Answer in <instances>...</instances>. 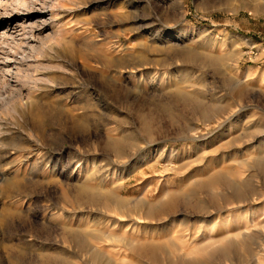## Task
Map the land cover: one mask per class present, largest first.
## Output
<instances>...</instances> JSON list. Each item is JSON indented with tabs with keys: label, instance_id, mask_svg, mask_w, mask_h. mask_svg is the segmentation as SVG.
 <instances>
[{
	"label": "rangeland",
	"instance_id": "1",
	"mask_svg": "<svg viewBox=\"0 0 264 264\" xmlns=\"http://www.w3.org/2000/svg\"><path fill=\"white\" fill-rule=\"evenodd\" d=\"M0 264H264V0H0Z\"/></svg>",
	"mask_w": 264,
	"mask_h": 264
},
{
	"label": "bare ground",
	"instance_id": "2",
	"mask_svg": "<svg viewBox=\"0 0 264 264\" xmlns=\"http://www.w3.org/2000/svg\"><path fill=\"white\" fill-rule=\"evenodd\" d=\"M50 13V12H49ZM50 16H51V18L52 19H54L53 18V16H52V14H50ZM102 46L101 45H99V48H101ZM142 51V50H141ZM144 51V50H143ZM169 52V51H168ZM145 54L146 53H144V52H142V53H140L139 54V58H138V61L135 63V64H132V65H134L133 67L135 68L134 70H136L137 68L136 67H141V66H144V64L146 63L147 64V62H146V56H145ZM85 58L86 57H84V56H82L81 57V59H83V60H85ZM103 57H101V56H99V55H95V56H93V59L94 60H96V62H99V63H101V64H105V63H111L110 61L111 60H109L108 58L107 59H102ZM145 59V60H144ZM187 59V58H186ZM201 61V63H202V65L203 66H205L206 68L208 67V65H210V66H212L214 69H216V70H219L222 66L220 65V61L218 60V59H215V58H201L200 59ZM113 62V61H112ZM149 62V61H148ZM107 65V64H106ZM110 65V64H109ZM228 68V67H227ZM226 68V69H227ZM131 70V69H130ZM133 70V71H134ZM179 90V89H178ZM116 91H118V89H116ZM109 95V94H108ZM190 96V95H189ZM237 96L238 97H241L242 96V91H239L238 90V93H237ZM191 97V96H190ZM190 97H186V96H184V95H178V99H177V101H179L178 103L180 104H182L183 106H185V107H187V106H191V105H198L197 107L199 108L201 105V102L199 101H197V100H195V99H193V98H190ZM195 98V97H194ZM92 104V103H91ZM180 104V105H181ZM90 105V104H89ZM148 106V105H147ZM37 107H38V105H35V109L37 110ZM188 108V107H187ZM198 108H197V110H198ZM85 110V109H84ZM146 110V109H145ZM147 110H149V109H147ZM38 113V112H37ZM149 113H150V115H147V116H145V121H144V127H145V129H144V132L147 134V135H151V134H153L154 133V127L156 126V124H157V121L155 120V119H153V117H152V115H151V110H149ZM39 115H40V113H39ZM63 114L61 113V111L60 110H56V112H55V118L56 119H59V122H61V124H63L62 123V120H60L61 119V117L60 116H62ZM37 116V115H36ZM58 116V117H57ZM42 116H40L39 118H41ZM83 117H86V116H83ZM47 118V117H46ZM54 118V117H53ZM96 118V117H95ZM155 118V117H154ZM81 119H83V118H81ZM34 121H36L35 122V132L39 135L40 133L42 134L43 133V129H42V125L41 124H39V119L38 118H34ZM83 122V121H82ZM86 122V121H85ZM84 122V123H85ZM108 123V122H107ZM107 123H105L106 125H107ZM86 124V123H85ZM87 126V125H86ZM86 126L85 125H83V123H80V124H73L72 126H71V130L69 129V128H67L66 126L65 127H63V130H66L67 131V133L70 135V134H72V133H77V130L78 129H81V131H83L82 132V134L83 133H85V132H87L86 131ZM72 132V133H71ZM81 134V135H82ZM74 135V134H73ZM80 135V136H81ZM85 134H83L82 136H81V139H82V143L84 144V145H87L89 142H90V140H91V138L89 137V136H84ZM42 136H44L43 134H42ZM45 137V136H44ZM43 137V138H44ZM60 137H55V139L56 140H63V139H59ZM130 140V139H129ZM54 144V143H53ZM125 144V141H123V142H121V143H116V142H114V143H106V145L105 146H103V148H104V150H101V151H103L102 153H104V154H110V155H114L115 157H118V158H120V153H121V149L119 148V147H123V145ZM127 146V144L124 146V148ZM102 148V149H103ZM125 153V152H124ZM122 156H124L123 155V153H122ZM122 158V157H121ZM120 158V159H121ZM108 165V167L110 166L109 164H107ZM106 165V166H107ZM108 167L105 169V168H102V171L100 170V171H98V173H101V174H107L106 172H108ZM100 176H102V177H104L103 175H100ZM99 177V176H98ZM103 180H105L104 178H103ZM99 182V181H98ZM100 183H102V181L100 182ZM27 185V184H26ZM25 185V186H26ZM25 186H22L21 184H18V183H11L10 181H6L5 182V186H4V193L5 194H7V192H13V193H16L18 196H24V195H26L27 193H30L29 192V190H31L30 189V187L28 188V187H25ZM31 186V185H30ZM99 186V185H98ZM99 187H101V186H99ZM33 189H34V187H32ZM87 188V187H86ZM2 193V192H1ZM99 193V192H98ZM108 193V192H107ZM110 193V192H109ZM104 194H106V193H104ZM116 194V193H115ZM107 195V194H106ZM117 195V194H116ZM74 196V195H73ZM78 197V199H79V201L80 202H82V203H84L85 205L87 204L88 206H90V205H94L96 202H99V199H98V197L96 196V194L95 193H92L91 191H86V189L84 188H82V190H81V188H80V191H78V195H77ZM103 196H105V195H103ZM109 196V195H108ZM118 196V195H117ZM99 197H101L100 195H99ZM118 197H120V196H118ZM110 198V197H109ZM114 198V197H113ZM102 200V199H101ZM103 200H105V199H103ZM109 200V199H108ZM74 201V200H73ZM107 202V201H106ZM104 203V202H103ZM112 203V202H111ZM122 204V203H121ZM116 205H118V204H116ZM166 207H163L162 208V210L165 212L166 210H171V209H169L170 207L168 206V205H165ZM174 206V205H173ZM172 206V208H174ZM114 207V206H113ZM117 207V206H116ZM168 207V208H167ZM100 208V207H99ZM115 208V207H114ZM123 209V208H122ZM115 210H117V209H115ZM119 210V209H118ZM117 210V211H118ZM9 212V211H8ZM11 212V211H10ZM119 212V211H118ZM8 216V215H7ZM11 217V216H10ZM11 222V221H10ZM8 223V222H7ZM79 239V238H78Z\"/></svg>",
	"mask_w": 264,
	"mask_h": 264
},
{
	"label": "crops",
	"instance_id": "3",
	"mask_svg": "<svg viewBox=\"0 0 264 264\" xmlns=\"http://www.w3.org/2000/svg\"><path fill=\"white\" fill-rule=\"evenodd\" d=\"M135 62H136V61H135ZM135 62H132V64L135 63ZM118 64L121 65L120 63H118ZM130 65H131V64H130ZM114 66H117V64H115V62H114Z\"/></svg>",
	"mask_w": 264,
	"mask_h": 264
}]
</instances>
